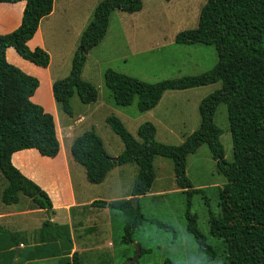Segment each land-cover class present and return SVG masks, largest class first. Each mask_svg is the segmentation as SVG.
Listing matches in <instances>:
<instances>
[{"label": "trees", "instance_id": "1", "mask_svg": "<svg viewBox=\"0 0 264 264\" xmlns=\"http://www.w3.org/2000/svg\"><path fill=\"white\" fill-rule=\"evenodd\" d=\"M54 0H0V3L23 2L20 23L10 33L0 35V174L6 186L0 194L3 205H14L21 194L29 198L36 209L48 212L51 203L46 193L25 178L10 162L13 153L33 149L41 157L54 158L59 150L52 116L33 103L38 87L35 77L23 73L5 59V50L12 48L22 60L45 68L47 53L26 46L34 35L39 21L52 9ZM169 1V0H164ZM141 9V0H100L93 8L91 18L78 40L66 77L52 81L50 92L54 104L71 117L69 99L73 93L82 104L96 101V89L80 79L86 54L105 35L109 15L113 11L128 14ZM178 45H211L216 62L198 75H185L175 79L145 83L105 69L103 85L112 102L120 107L129 106L135 98L136 109L144 113L154 108L166 91H181L219 82L220 87L202 98L197 106L199 124L176 146L158 143L155 128L145 122L136 128L133 138L113 116L104 122L120 139L123 150L113 159L103 149L101 139L92 129L76 136L69 146V156L83 168L85 181L100 184L115 167L133 163L137 167L129 198L117 201H93L91 205L121 212L124 225L120 243H132L133 232L145 221L138 207V199L148 193L154 180V157L169 159L175 186L187 196L201 193L192 189L185 177V159L198 147L206 145L216 172L224 179L218 192V215H208V234L219 240L223 250V264H264V0H205L197 17L196 27L175 34ZM34 93V94H33ZM224 104L231 142L232 159L223 160L219 142L221 130L213 123L217 105ZM61 148V146H60ZM185 230L190 234L198 252L207 260L214 252L205 237L196 229L194 216L185 212ZM166 230L171 228L151 221ZM44 221L39 229L40 242L35 250L21 249L16 234L1 230L8 239L3 249L8 256H0V264H21L34 259L57 256L58 250L42 233L50 228ZM47 233V231H46ZM64 254L71 248L65 235ZM47 242L46 244H44ZM71 264H79L77 254L70 256ZM126 264H135L129 262ZM162 264H171L164 261Z\"/></svg>", "mask_w": 264, "mask_h": 264}, {"label": "rangeland", "instance_id": "2", "mask_svg": "<svg viewBox=\"0 0 264 264\" xmlns=\"http://www.w3.org/2000/svg\"><path fill=\"white\" fill-rule=\"evenodd\" d=\"M99 1L63 0L62 17L58 20L52 17L46 24L45 21L42 23L43 44L50 59L48 74L51 78L62 79L68 74L79 36ZM204 3L205 0H141V9L136 13L113 11L109 15L103 39L86 55L80 74L83 82L96 89V101L82 104L73 93L69 99L71 117L62 113L54 102L55 108L51 109L45 75L39 74L41 84L34 94V103L44 111H51L62 131L68 127L65 132L68 137L61 136V157L67 155L69 158L72 140L83 131L92 129L101 139L106 154L115 159L123 150V145L104 122L108 116L116 117L133 138H136V128L140 124L151 123L155 128V141L166 145H179L197 129V106L202 98L220 87L219 82L181 91H166L154 108L139 113L135 98L126 107L112 102L109 91L103 85L102 74L105 69H111L145 83H155L198 75L210 69L216 62L213 46L178 45L173 41L176 33L196 27L198 12ZM58 12L55 10V16ZM213 123L221 130L219 142L223 160L230 162L231 142L224 104L217 105ZM75 166L78 168L76 175L81 172L82 186L86 188L81 189L82 182L74 180V190L103 201L126 199L137 172L133 163L117 166L97 186L86 183L82 167ZM152 168L154 180L151 195L138 199V207L145 221L133 232L132 243H120L124 216L121 212L113 211L111 234L103 239L109 244L106 246L104 242L102 251L98 253L109 255V264H162L164 261L171 264H223L222 244L208 234L206 221L209 214L218 215L217 196L224 179L216 172L206 145H201L185 159V177L192 189H200L201 193L187 196L175 186L169 159L154 157ZM5 185L6 181L0 174V193ZM18 198V206L32 203L21 194ZM1 208L3 205L0 202V211ZM186 211L194 216L196 229L213 250L212 260H207L204 254L198 252L193 237L186 232ZM151 221L171 230L158 227ZM136 246L139 248L137 254ZM87 251L84 252L85 256L89 255Z\"/></svg>", "mask_w": 264, "mask_h": 264}, {"label": "crops", "instance_id": "3", "mask_svg": "<svg viewBox=\"0 0 264 264\" xmlns=\"http://www.w3.org/2000/svg\"><path fill=\"white\" fill-rule=\"evenodd\" d=\"M62 1L63 0H54L51 12L39 21L34 35L26 42V46L30 50L37 47L47 51L43 44L42 23L45 21L44 23L46 24V21L52 17L57 20L62 17L61 14H63L62 12L64 11ZM23 7V2L11 4L0 3V35L10 33L18 27ZM55 10L59 11L56 16ZM5 59L9 64L15 66L23 73L37 78L38 87L34 93L41 84L39 74H44L45 81L49 88L48 93L52 98L50 85L52 81L57 79L51 78L48 74L50 59L45 68H40L22 60L16 55L12 48H7L5 50ZM51 98H49L50 101L48 102L51 104V109L53 110L55 105ZM32 102L34 103V101ZM45 112L52 116L51 111L45 110ZM52 118L55 125V135L59 143V150L54 158L41 157L33 149L17 151L10 157L12 166L46 193L51 203V209L45 212L42 209L34 208L32 203L30 205L24 203L18 206L20 201L19 198L14 205L2 204L3 208H1L0 211V231L4 230L8 233L16 234L15 238L19 242L16 247L18 251L15 252L17 254L23 248L29 247L35 250L37 246L42 245L43 242L41 243L39 240V229L44 221L50 223L51 227L46 230L47 233L46 231L42 233V237L48 239V244L51 243L54 245L51 251L54 252L58 250L59 255L34 259L21 264H71L70 256L74 252L77 254L79 264H107L106 262L109 264L110 256L101 255L98 252L102 251L101 247L104 242H106V246L109 244L103 239L106 235L111 234V215L113 211L107 208L94 207L91 205V202L110 201L94 200L84 195L81 191L77 193L74 190V180H78L79 183H81L82 174L80 172L79 175H76L78 169L75 166L76 163L70 156L69 158L66 157L67 155L61 157L62 149L60 148L61 136H67L65 132L68 127L62 131L60 126L58 127L54 116H52ZM115 167L112 170L116 169ZM111 171L106 177L110 175ZM106 177L100 184H97V186L101 185L106 180ZM82 185L83 182L81 184V189L86 188V186ZM5 186L2 187L1 192ZM146 195H151V187L144 196ZM127 198H129V193L126 199ZM139 198L140 197H136L134 199ZM65 235H67L71 243V248L67 254H64ZM7 243L8 239L6 236L0 234V256H8L7 252L9 249H3L4 245ZM46 243L47 242L44 244ZM86 245L92 246L86 247ZM35 251L37 253V250ZM85 251L89 253L88 256L84 255Z\"/></svg>", "mask_w": 264, "mask_h": 264}, {"label": "water", "instance_id": "4", "mask_svg": "<svg viewBox=\"0 0 264 264\" xmlns=\"http://www.w3.org/2000/svg\"><path fill=\"white\" fill-rule=\"evenodd\" d=\"M17 251H18V248L15 249V252ZM138 251H139V248L136 246V254L138 253Z\"/></svg>", "mask_w": 264, "mask_h": 264}]
</instances>
